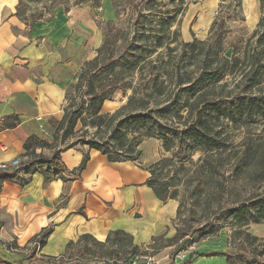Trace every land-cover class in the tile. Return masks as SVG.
<instances>
[{
  "label": "trees",
  "instance_id": "16d2710c",
  "mask_svg": "<svg viewBox=\"0 0 264 264\" xmlns=\"http://www.w3.org/2000/svg\"><path fill=\"white\" fill-rule=\"evenodd\" d=\"M85 2H90L98 8L101 0H78L75 5ZM259 5L262 8V16L241 58L232 59H227L224 56L225 52L222 51L221 26L214 33L209 46L197 41L181 44L178 59L172 62V54L175 53L176 48L164 44L162 34L165 37L164 33H169L175 22L174 15L160 20L158 31L152 33L154 36L148 45L146 42L142 45L135 39L128 41L127 38L123 40L124 46L117 45L115 26L111 27V21H108L107 25L110 28L104 36L102 45L96 50L95 57L85 62L75 77L76 84L73 90L79 92L78 103L70 93L63 108V116L56 124L53 144L34 137L26 141L23 146L24 153L21 155V158L26 160L21 162L19 169L29 173L34 171L35 165H52L60 161L59 154L72 148L74 144L64 146L61 151L55 150L48 161L36 156L34 149H51L57 143L64 144L75 135L79 124L94 129L92 139L87 140L86 145L89 150L106 156L109 162L137 161L141 155L138 147L143 140L160 141L161 149L169 157L160 158L148 168L149 178L145 184L159 201L166 203L173 200L178 206L174 219L173 238L166 240L164 244L160 242L161 238H155L149 248L158 245L159 248L173 247L170 252V264H173L175 253H179L190 242L197 243L202 236L199 229H193L191 232L189 221L181 220L180 226L176 225V222H180L181 209L186 206L188 208L185 213L195 215L194 205H197V199L202 194H208L207 189L213 177L211 175L218 177L222 173L225 164L220 163L222 170L219 171L218 166H210L209 160L215 157L221 159V162L225 161L223 157L230 150L225 128L232 125L238 129L255 123L264 126V0H259ZM16 15H20L19 7ZM41 18V14L33 15L31 23ZM173 34L178 37L176 31ZM159 50L164 51L167 60L164 61L163 54L158 53ZM154 54H157L155 59L152 58ZM145 68L147 75H142ZM137 73L142 77L143 89L149 91L146 97L150 100L162 98L166 90L172 86L176 91L172 97L169 95L165 99L163 106L159 105L154 109L148 107V101H134L133 96H130L127 104L113 115L101 117L104 103L110 101L117 91L130 89L131 80ZM229 78L232 79V90H229L231 83L230 85L227 83ZM82 88L84 92H80ZM126 110L128 112L125 113ZM16 122L18 119L14 118V123L8 127H15ZM244 146L242 155L236 160L234 172L241 174L256 165L259 169L258 179L264 182V143L250 142ZM195 153L202 155L198 159L202 164L199 170L194 171L195 174H191L185 164ZM87 160L88 157L85 156L80 165L81 170ZM207 165L210 168L206 167ZM172 170L176 176L181 172L185 179L182 184L174 182L173 178L164 181ZM204 170L209 176L204 174ZM5 181L24 184L16 171H0V188ZM216 190V194L223 198L225 189L217 184ZM214 200L216 207L212 208L207 204L208 208L215 214L222 212L221 216H224L225 220L230 219L236 223L233 236L238 237L239 240L242 238L241 241H247L249 248L255 245L258 239L242 229L249 224H259L264 221V193L224 210L219 207V199L214 197ZM198 222L197 220L196 223ZM49 232V230L43 231L31 243L37 242L39 247H42ZM188 236L189 242L185 241ZM123 240L128 246V251L125 252L136 256L140 249L133 245L131 236L122 231L110 233L104 242H98L91 236L84 235L76 243H69L67 247L87 245L88 242H92L99 247L108 246L107 255L117 256L124 247ZM158 241L160 243L157 245ZM249 248L240 245L232 251L210 253L206 256L219 255L224 258L225 264H264V242L260 249ZM146 255L151 257L147 252ZM189 257L183 264H190L193 257L191 255ZM109 260L111 263L90 264H122L113 258ZM31 262L32 259L27 257L18 262L0 261V264H86L76 260L67 263L54 262L51 258L45 262Z\"/></svg>",
  "mask_w": 264,
  "mask_h": 264
},
{
  "label": "crops",
  "instance_id": "0c3cea01",
  "mask_svg": "<svg viewBox=\"0 0 264 264\" xmlns=\"http://www.w3.org/2000/svg\"><path fill=\"white\" fill-rule=\"evenodd\" d=\"M19 2L0 0V164L21 158L30 137L53 144L75 77L88 62L84 16L58 7L31 23L16 15ZM14 118L18 122L9 128ZM149 141L140 145L141 155L133 162H109L75 145L52 165H35L29 173L7 171H16L24 184L5 181L0 188V261L18 262L28 252L57 256L84 235L104 242L110 233L122 231L133 245L152 253L154 264H170L173 247L158 244L175 235L178 204L162 203L145 184L148 168L161 158L151 144L143 152ZM63 148L57 143L34 153L48 161ZM45 230L50 232L44 245L32 247ZM155 238L162 240L149 248Z\"/></svg>",
  "mask_w": 264,
  "mask_h": 264
},
{
  "label": "rangeland",
  "instance_id": "374dc122",
  "mask_svg": "<svg viewBox=\"0 0 264 264\" xmlns=\"http://www.w3.org/2000/svg\"><path fill=\"white\" fill-rule=\"evenodd\" d=\"M76 1L78 0H20L19 11L22 18L28 22L31 21V16L37 14L43 16L50 15L58 7L67 9L68 11L73 10V12L75 11L79 15L84 16L86 19V38L84 44L88 46V61L95 57L96 50L102 45L104 36L108 32V28H110L107 25L108 21H111V27L115 26V35H117L118 40L117 45L121 44L124 46L125 42L123 40L125 38L128 41L135 39L142 45L146 42L148 45L154 36H152V33L158 31L161 23L160 20H165L173 15L175 16V22L170 31H168L169 33L165 32V37L162 34V42L168 44L171 48H176L175 53L172 54V62L177 61L180 45L183 43L197 41L209 46L210 40L219 26H221L223 34L222 51L226 53L227 50H231V57L229 59L241 58L258 20L262 16L259 0H183V2L181 0H101L98 8L90 2L75 5ZM74 15L76 16V14ZM74 31L78 32V28L75 27ZM174 31L178 33V37L173 34ZM158 53L163 54L164 61L167 60L168 57L164 54V51L159 50ZM156 55L154 54L152 58L155 59ZM142 72V75H147L146 68ZM141 78L139 73L135 74L131 80L132 87L130 89L117 91L110 101L105 102L101 109V117L113 115L122 106L127 104L130 96H133L134 101H148V107L154 109L159 105L163 106L165 99L169 95L172 97L176 91L172 86L166 90L162 98L150 100V98L146 97L149 91L146 92L143 89ZM227 83L229 85L231 83L229 90H232V79H227ZM80 92H84V89L82 88ZM78 96L79 92L76 93L72 89L71 97H75L76 103H78ZM126 112L128 111L126 110ZM263 128L264 126L261 123H255L238 129H235L232 125L225 128L226 137L230 144L229 153L223 157L225 161L221 162V159H216L215 157L209 160L210 166H218L219 171L222 170L220 163L221 165L224 163L225 167L222 173L218 177L211 175L213 177L211 178V185L207 189L208 194H202L197 199V205H194L195 215H187L185 210L188 207L186 206L181 209L182 217L180 222H176V225L180 226L182 225L180 224L181 220L185 219L189 221L191 232L193 229H199V233H202V236L197 243L190 242L179 253H175L176 256L178 254L184 255V258L175 256L174 263L181 264V262H184V259L191 255L195 258L192 264H225L223 257L219 255L209 257L206 254L232 251L233 248L240 245L249 248L247 241H241L242 238L239 240L238 237L233 236L234 228L237 227L236 223L230 219L225 220L224 216H221L222 212L215 214L214 211L212 212L208 208L207 204L212 208L216 207L214 200V197H216L220 201L219 207L224 210L234 206V204L242 203L249 198L260 196L264 193V182H260L258 179L259 169L256 165L246 169L241 174L233 170L237 164L236 160L242 155L246 143H264ZM93 133L94 129L79 124L75 135L66 140L64 144H60V146L64 147L70 144L79 147L87 146V140L92 139ZM154 140L156 142L149 141V139L142 141V143L149 141L143 147V152L146 153L149 149V144H151L156 147L157 153L161 158L169 157L161 149V142L156 139ZM138 149L141 150V147L139 146ZM152 149L155 150L154 148ZM200 156H202L200 153H195L185 164L186 169L191 171V174H195L194 171L199 170L202 164L198 160ZM206 167H209V165ZM205 170L203 171L204 174L209 176V173L205 172ZM204 174L203 176H205ZM170 178H173L174 182L180 184L185 180L181 172H178L176 176L174 170L164 178V181H168ZM217 184H220L225 189L223 198L216 194ZM197 220L201 223H196ZM205 225L206 227H204ZM186 227H188V224H186ZM242 230L258 239V242L249 249H260L264 242V221L259 224H249ZM187 238L185 241L189 242L190 237L188 236ZM123 243L124 247L121 252L119 251L117 256L115 254L107 255L109 253L108 246L99 247L92 242H88L87 245L69 246L64 253L57 256H42L37 252L34 254L28 252L24 256H29L32 259L31 263L45 262L48 258L60 263H67L72 260L86 264L92 262L111 263L109 259L113 258L122 264H146L147 259H150L149 262L154 264L152 257L146 255V251L143 249L138 250L136 256L126 253L128 246L125 241Z\"/></svg>",
  "mask_w": 264,
  "mask_h": 264
},
{
  "label": "built area",
  "instance_id": "2783aa9c",
  "mask_svg": "<svg viewBox=\"0 0 264 264\" xmlns=\"http://www.w3.org/2000/svg\"><path fill=\"white\" fill-rule=\"evenodd\" d=\"M25 160H26L25 158H17L15 160H12L9 163L0 164V171H10V170H14L16 168H19L21 162H23ZM31 246L32 247H36V248L39 247V245L37 244V242H32ZM176 257H178V258H184V255L178 254ZM149 261H150V259H147L146 264H151Z\"/></svg>",
  "mask_w": 264,
  "mask_h": 264
},
{
  "label": "water",
  "instance_id": "95a60500",
  "mask_svg": "<svg viewBox=\"0 0 264 264\" xmlns=\"http://www.w3.org/2000/svg\"><path fill=\"white\" fill-rule=\"evenodd\" d=\"M224 56L229 59L231 57V50H227Z\"/></svg>",
  "mask_w": 264,
  "mask_h": 264
}]
</instances>
